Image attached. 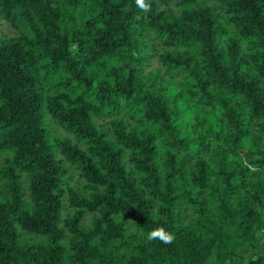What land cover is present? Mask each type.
Masks as SVG:
<instances>
[{"label": "trees", "instance_id": "1", "mask_svg": "<svg viewBox=\"0 0 264 264\" xmlns=\"http://www.w3.org/2000/svg\"><path fill=\"white\" fill-rule=\"evenodd\" d=\"M144 2L0 0V264H264V0Z\"/></svg>", "mask_w": 264, "mask_h": 264}, {"label": "clouds", "instance_id": "2", "mask_svg": "<svg viewBox=\"0 0 264 264\" xmlns=\"http://www.w3.org/2000/svg\"><path fill=\"white\" fill-rule=\"evenodd\" d=\"M136 3L142 8H146V4L144 2V0H136ZM149 241L155 240V239H159L162 243H171L172 240L174 239V236L170 233H166L165 230L163 228H158V229H154L152 231H150L147 234L146 237Z\"/></svg>", "mask_w": 264, "mask_h": 264}, {"label": "rangeland", "instance_id": "3", "mask_svg": "<svg viewBox=\"0 0 264 264\" xmlns=\"http://www.w3.org/2000/svg\"><path fill=\"white\" fill-rule=\"evenodd\" d=\"M0 30L3 34H5L8 37L13 36L15 34V31L1 19H0Z\"/></svg>", "mask_w": 264, "mask_h": 264}]
</instances>
